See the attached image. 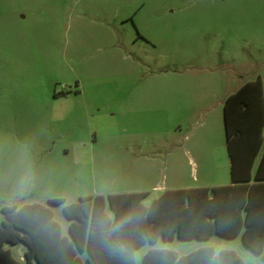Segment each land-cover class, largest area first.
Returning <instances> with one entry per match:
<instances>
[{"label":"rangeland","instance_id":"rangeland-1","mask_svg":"<svg viewBox=\"0 0 264 264\" xmlns=\"http://www.w3.org/2000/svg\"><path fill=\"white\" fill-rule=\"evenodd\" d=\"M115 33L135 45L109 47ZM258 77L264 82V0H0V98L35 97L42 107L35 124L0 118V223L3 207L50 197L70 204L145 189L150 203L167 188L229 182L227 163L201 160L195 148L219 142L227 155L223 95ZM152 86L151 104L164 112L147 108ZM77 101L88 118L66 113ZM15 130L41 135V147L18 145ZM19 158L26 180L8 173ZM53 206L66 228L62 204ZM194 244L165 247L186 253ZM208 244L260 264L240 237Z\"/></svg>","mask_w":264,"mask_h":264},{"label":"trees","instance_id":"trees-1","mask_svg":"<svg viewBox=\"0 0 264 264\" xmlns=\"http://www.w3.org/2000/svg\"><path fill=\"white\" fill-rule=\"evenodd\" d=\"M232 183L213 187L165 190L148 207L141 205L147 192L106 196L114 217L104 214L102 196L80 197L62 204L69 220L70 238L61 234L51 211L40 204L3 207L0 223V264H18L4 243L25 245V263L81 264L78 253L87 251V264H135L134 250L158 239H206L212 234L232 238L264 260V150L253 170L262 145L264 107L260 79L250 81L229 95L223 107ZM48 230V232H47ZM52 235V242L40 240ZM140 264H243L232 250L214 253L203 247L177 256L170 250L147 251Z\"/></svg>","mask_w":264,"mask_h":264},{"label":"crops","instance_id":"crops-1","mask_svg":"<svg viewBox=\"0 0 264 264\" xmlns=\"http://www.w3.org/2000/svg\"><path fill=\"white\" fill-rule=\"evenodd\" d=\"M112 2V0H111ZM113 37H110V41H109V47H120V46H127L128 48L130 47H133V45H135V41H136V37H133L132 35L129 36V34H126V36L128 37H122L124 35H119L118 34H112ZM117 36V37H116ZM138 38V37H137ZM120 39H127L128 41L127 42H123V43H120ZM116 48V49H117ZM260 79V82H261V87H262V100H263V107H264V82L263 80L258 77ZM250 81H254V80H248V81H244L242 82L235 91H227L226 93H224L223 95V104H222V118H223V123H224V115H223V107H224V102L226 100V98L233 94L234 92H236L241 86H243L244 84L250 82ZM164 85L161 84L160 87H161V90L163 91L164 89H162V86ZM156 98V91L154 90V87L152 86L151 89H150V92L147 96V108L149 111L151 112H154V111H163L161 108H159L158 106H156V104H151V102ZM31 100L27 101L26 98L23 97V99H20V100H17L16 98L15 99H9V98H0V118L1 117H4L5 115L7 116H10L12 118H14L15 120H19L21 118H30L32 116V119L34 118H38L42 115V107H41V101L40 99H37L34 97V98H30ZM77 105L75 104H72V106L66 110V113L69 115V116H73L74 113L76 112L78 115H82V116H87L88 118V112L86 111L85 107L84 106H81L80 105V101H77L76 103ZM164 112V111H163ZM54 112H52L53 114ZM33 124H35V119L33 121ZM224 128H225V125H224ZM263 131H264V125L262 127V140L264 141V137H263ZM12 135L14 136L15 140H16V143L18 145H21L22 143L24 144H29L27 145L29 147V149L31 151H36L38 150L40 147H41V143H42V138H41V135L39 136H36L34 133H31V134H28V133H23L21 134L19 131L17 132L16 130L12 132ZM34 135V136H33ZM262 141V143H263ZM23 144V145H24ZM78 145H80L81 147H85L87 145V143H81V142H78ZM226 147V151H227V155L224 154L223 155V150L221 149L220 145H219V142H216V144H210L208 146V148H206L204 145H198L195 150L197 152V155L199 156V158L201 160H205V159H208L210 157H213L215 160L219 161V159L221 160L222 162V165L225 166V164L227 163V171L230 172V156H229V153H228V148H227V141H226V131H225V142H223V147ZM262 147V145H261ZM69 148L67 147L65 149V151H68ZM264 150V149H263ZM188 150H186L187 152ZM260 151H261V148H260ZM259 151V156H261L262 152L260 153ZM207 152H209V154L207 155ZM257 157V156H256ZM256 157L254 159V163H255V160H256ZM260 159V157H259ZM259 159H258V162H259ZM257 162V164H258ZM254 163H253V168H254ZM256 164V166H257ZM255 166V168H256ZM254 168V170H255ZM252 172H253V169H252ZM9 175L12 176L14 179L16 177H18L19 179H24L26 180L27 179V168H26V164H25V161L21 160V158H19V160L17 162H14V165L11 167V169L9 170ZM230 175V181L229 182H222V183H219L217 182L216 185H212V186H208V185H201V186H197V187H213V186H222V185H229L232 183L231 181V174L229 173ZM188 188H196V187H174V188H167L165 190H171V189H188ZM163 190L162 193L165 191ZM138 192H146L145 189H132V190H124L123 192H120V193H114V194H124V193H138ZM161 193V194H162ZM161 194H157L153 197L152 201L156 198H158ZM109 195V193H107L106 195H103L102 193H98L97 195L95 196H102L103 199H104V214H106L111 220L113 219L114 217V214H113V211L111 210L110 206H109V203L107 201V198L106 196ZM94 196V197H95ZM147 197H148V192H147V196L144 197L142 200H141V205H143L144 207H148L151 202L149 203L147 201ZM53 198H63V197H50L49 199H53ZM93 197H91V200H90V203H91V206H93L94 202H93ZM48 200V199H47ZM148 202V203H147ZM75 203V202H74ZM30 204H40V205H43L45 207H47L51 213H52V218L54 221H56L58 223V225L60 226V229H61V234L70 238V235L68 233V225L66 228H63L62 225L59 223V221H57V218L55 217V211L53 210L54 209V206L52 204H49L47 201L46 203H29V204H26V205H30ZM14 206V205H12ZM9 207V206H8ZM17 210V209H16ZM48 232V230H47ZM52 235L47 233L45 234L44 236H42L40 238V240H44L46 241L45 243H49L52 242ZM213 237H216L220 240L223 241V239H234L236 237H240L241 239V235L238 234L232 238H226V237H222L218 234H212L209 238H206V239H196V238H192V239H180V238H177L176 236H174L171 240L169 241H165V240H162V239H158V241H156L155 243H149V242H146L144 243L142 246H140L139 248L135 249L134 250V253H133V258H134V263L135 264H140L141 260H142V257L144 256V254L149 251V250H152V249H166V250H170L172 251L173 253H175L177 256H184V255H187L197 249H200V248H203V247H210L212 248L213 252L214 253H218L220 250H232V249H225V248H220L218 251L215 250V248L212 246V245H209L208 242L209 240H211ZM175 240L177 241H180V242H191V241H195V243L197 244H194V247L193 249H191L190 251L186 252V253H178L177 251L173 250V249H168L166 248V244H169V243H172L174 242ZM241 242H242V239H241ZM158 243H161V247L158 246ZM243 243V242H242ZM244 247H246L244 244H243ZM145 247V250L143 251V253L141 254L140 258L138 259V263H137V260H136V251L137 250H140L142 248ZM3 249L4 250H8L10 255L14 258V260H16V262L18 264H24L25 263V258H24V252L26 250V247L24 244L22 243H16V244H11V243H4L3 244ZM246 249L250 250L249 248L246 247ZM13 251L16 252V254L19 256V260L16 259V257L13 256ZM233 251V250H232ZM251 251V250H250ZM234 252V251H233ZM235 253V252H234ZM253 254H255L256 256L259 255L261 257L260 254H256L252 251ZM237 254V253H236ZM87 251H84L82 253H78V256L81 258L82 260V263L81 264H87ZM241 258V257H240ZM241 261L243 264H245L244 260L241 258ZM31 264H38L36 263V261H32ZM260 264H264V260L262 259V257L260 258Z\"/></svg>","mask_w":264,"mask_h":264}]
</instances>
